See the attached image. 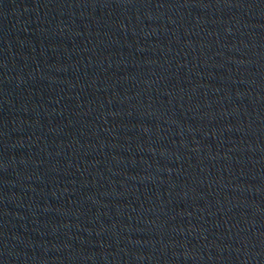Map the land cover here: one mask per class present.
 <instances>
[{"label": "water", "instance_id": "water-1", "mask_svg": "<svg viewBox=\"0 0 264 264\" xmlns=\"http://www.w3.org/2000/svg\"><path fill=\"white\" fill-rule=\"evenodd\" d=\"M264 129V0H0V264H123Z\"/></svg>", "mask_w": 264, "mask_h": 264}]
</instances>
